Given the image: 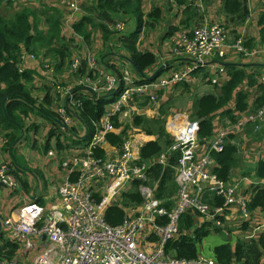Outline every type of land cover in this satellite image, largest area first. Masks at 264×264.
<instances>
[{"label": "built area", "instance_id": "obj_1", "mask_svg": "<svg viewBox=\"0 0 264 264\" xmlns=\"http://www.w3.org/2000/svg\"><path fill=\"white\" fill-rule=\"evenodd\" d=\"M195 5L200 13L199 22L178 26L163 43L166 57L163 60L159 57L157 64L145 69L139 77L133 76L130 68L121 62V59L128 61L118 52L121 50L118 36L124 34L126 27V20L121 18L108 25L115 35L108 38L106 60L88 48L80 52L83 38L76 33L77 49L60 68L49 58L23 53L20 70L26 68L28 59L36 61L41 76L32 83L35 87L49 88L52 110L59 124L55 128L50 123L48 131L54 128L50 140L54 138L61 144L69 133L72 139L81 142L75 146V140L69 141L65 164L68 172L57 186V201L50 206L25 196L14 174L15 166L0 160V190H7L13 197L25 196L9 215L0 217L3 236L0 245L7 241L17 245L13 256L7 258L0 254V264H18L22 249L28 252L34 248L36 251L28 264H223L201 252L194 258H179L167 252L165 246L179 234L178 220L187 210L195 212L199 222H208L217 228L225 224L220 216H226L234 206L239 207L241 220L248 219V199L243 190L251 178L242 176L227 181L218 178L212 171L215 163L210 152L222 150L230 133L241 132V145L248 138L251 142L252 138L242 133L249 124L256 132L262 130L264 138V103L255 110L236 115L235 121L223 119V127L218 128L216 122V133L210 139L199 138V123L187 112H173L165 121L173 141L155 159L140 158L134 127L124 132L117 145H111L107 139L109 133L124 131L126 126L121 124L136 114H143L147 105H160L168 88L182 83L188 86L221 83L226 78L221 61L234 55H241V59L252 56L253 50L244 45L242 36L231 39L223 22L208 20L203 0H196ZM146 15L144 12L143 19ZM144 30L142 25L138 40ZM195 71L199 73L195 75ZM204 72L208 73L206 77L201 74ZM258 81L264 86V68L258 72ZM77 95L111 98L90 136L84 124L80 129L73 126L79 120ZM143 103L146 105L140 106ZM115 119L120 122L119 126H115ZM32 139L41 145L47 142L33 130ZM231 142L239 144V138ZM257 147V153H264V147ZM50 148L47 155L53 153ZM97 148L103 151L102 155L95 153ZM172 151L179 152L175 166L178 188L172 197L174 205L168 210L155 197V183H149L148 169L155 162L165 165L166 155ZM133 181L139 182L143 202L124 208L126 215L121 223L108 224L104 219L105 209L111 204H120L122 192ZM95 193L99 200L95 199ZM214 197L222 198V202L211 203Z\"/></svg>", "mask_w": 264, "mask_h": 264}, {"label": "trees", "instance_id": "obj_2", "mask_svg": "<svg viewBox=\"0 0 264 264\" xmlns=\"http://www.w3.org/2000/svg\"><path fill=\"white\" fill-rule=\"evenodd\" d=\"M11 1L0 0V5ZM195 1H169V8L173 5L180 6L178 10L181 11L182 17L179 25L187 26L199 21L200 13L197 11ZM203 3L205 4L206 1L203 0ZM221 5L225 22L232 24L231 31L236 34L235 38L240 37L237 28L242 26L249 17L247 0H221ZM81 6L84 13L72 23L73 32L67 36L63 34L62 14L56 5H47L36 10L23 7L7 17L0 13V132L4 138L3 151L9 156L11 164L15 166L14 174L25 191L30 188L28 180L24 178L26 173L29 171L38 174L39 171L29 169L18 161L16 146L23 139L28 138L27 132L30 129L33 130L42 125L34 122L29 124L26 119L30 115H35L40 118V121L52 123L55 128H58L59 124L58 117L52 110V99L48 86L35 87L32 83L35 72L28 68L20 70L19 65L23 53L29 52L36 56L49 58L54 62L55 67L60 68L77 49L75 33L83 38L85 44L89 45L93 43L94 30L100 29L101 41L105 43L108 38L115 35L108 25L121 16L128 19L134 18L136 27L133 31L118 36L121 41L119 54L128 59L139 73L151 68L157 62L152 51L138 47L137 40L142 25L152 27L158 23L161 14L158 7L152 8L143 19V0H90ZM227 24H224L226 28ZM257 25L259 27L257 38L243 37L244 45L250 50L256 46L264 48V11L260 12ZM175 29L177 26H170L168 34ZM221 63L226 70L225 80L213 85V91L194 95L191 102L189 116L199 123L198 136L200 139L203 137L210 139L216 133V122H218V128L223 127L225 126L223 119L235 121L236 115L255 110L264 103V86L258 81V71L263 65L247 63L240 57L234 61L223 60ZM198 73L199 71H195L194 74ZM201 74L203 77L208 75L207 72H204V75ZM177 86H183L182 88L186 90L192 87L184 83ZM37 92H41L42 95H37ZM76 97L79 100V120L85 125L87 135L90 136L104 111L105 104L111 98L82 95ZM168 102L162 101L160 104L159 117L148 118L145 115H136L132 119L133 125L140 126L141 130L156 137L141 145L139 149L141 159H155L167 150L173 141L165 129ZM145 105L146 103L140 104V106ZM114 123L115 126L120 125L116 119ZM53 132L54 128H50L48 136ZM242 133L246 138L253 136L255 139H261L258 135L262 136L263 132L262 130L254 131L253 125L249 124L243 128ZM123 135L124 131L117 134L109 133L107 139L111 145H117L121 142ZM238 135L228 134L229 141L224 143L222 150L210 152L215 163L212 171L224 181L229 180L232 171L241 163L238 146L231 142V140H237ZM48 147L49 144L46 142L41 149L46 152ZM95 153L102 155L103 151L97 148ZM178 156V151H172L166 155L165 165L155 162L148 169L149 183L151 185L155 183V197L161 200L168 210L174 205L172 197L178 188L175 181ZM244 174L253 176V181L243 190L248 199V211L252 213L256 209L264 208V184L260 182L264 180V157H259L253 170L244 172ZM138 185V181H133L122 192L120 204H111L105 209L104 219L108 224L121 223L126 215L124 208L137 206L143 202ZM94 197L96 200L100 199L98 193H95ZM36 201L42 203V200L36 199ZM210 202L219 205L222 198L214 197ZM223 217L220 216L221 219H224ZM195 223V212L187 210L182 213L178 220L179 234L167 241L165 250L179 258H194L200 253L199 244L211 231L232 232L237 228H245V225L241 227V222L239 226L224 224L218 228L208 222H202L199 225ZM1 239L3 236L0 233ZM16 248L15 243L4 242L0 245V254L9 258L14 255ZM212 253L213 258L223 264H260L264 256V231L249 240L236 238L233 243L224 240L213 247Z\"/></svg>", "mask_w": 264, "mask_h": 264}, {"label": "crops", "instance_id": "obj_3", "mask_svg": "<svg viewBox=\"0 0 264 264\" xmlns=\"http://www.w3.org/2000/svg\"><path fill=\"white\" fill-rule=\"evenodd\" d=\"M89 1L90 0H12L10 3H7V4L3 3L0 5V13H1V9L9 10V13H8V16H9L23 7H30L36 10V9H41L43 6H47V5H56L61 10V14H62L61 21L63 23V34L67 36L71 34V32H73L72 27H71L72 23L76 21L78 18H80L84 13L81 5ZM169 1L171 0H143V11L145 13H149L152 10V8L158 7L160 9L161 14H160V19L158 23H156L152 27H145V30L143 31V33L140 34V39L137 40V45L138 47H140V49H143V50L148 49L152 51L157 59V62L159 61V57L161 60H163V57H166L167 50H166V47L163 45V43L176 30L175 29L172 33L168 34L169 27L170 26H177V27L181 26L179 25V20L182 17V14H181V11L178 10V7L180 6L177 7L176 5H173L172 7L169 8V5H168ZM205 1L206 3L204 4V8H205L204 13L207 15L208 20L209 21H219V22L225 21L224 12H223L222 5H221V0H205ZM249 1L250 0H247V2ZM215 10L217 11L215 12ZM118 18L126 20V24L129 21L127 17L120 16ZM195 23L196 22H192L190 25L195 24ZM240 27H241V34L247 35L245 32H243L245 31L244 26H240ZM258 29L259 27H257V31L253 33L250 37L257 38ZM237 31H238V28H237ZM100 37H101L100 29H95L93 32V43L92 44L90 43L88 45V44H85L84 41H81L79 44L78 50L82 52V50L85 48L91 49L100 58H103L106 60L107 56L109 55L108 45L110 43V40H107V42L103 43ZM230 58L233 59L232 61H234L237 59V56L234 55V56H231ZM247 58H248L247 60L242 59V61H245L247 63H252V64H259V65L261 64L263 66L260 67V69L264 68V48L260 46H256L253 49L252 56L247 57ZM165 59L166 58H164V60ZM121 62L124 63L128 68H130V71L132 72L133 76L135 77L140 76V73L134 69V67L129 61L126 60L125 62L123 59H121ZM25 64H26V68L32 69L35 72L36 78L33 79V83L35 81L40 80L41 74H40L38 63L36 61L28 59ZM254 69L256 68L254 67ZM198 85L199 84H195L193 86L196 87ZM171 89H173V87L168 88L165 91V95L167 91ZM205 92L206 91H204V93ZM37 95L41 96L42 93L37 92ZM188 109L191 112V107ZM158 115H159V111H158ZM127 120L129 122L132 121L130 119H127ZM165 121H166V118H165ZM26 122L29 124L33 122L39 124L41 122L43 127H42V133H40V135L42 134L43 138L47 140L49 144L48 149L51 146L50 149H53V153L47 155L48 149L46 150V152H42L41 150V152H39L40 154L35 153L32 150L33 149L32 147H30L29 145H26L23 142L19 144V146H17V149L20 146L22 147L21 151L28 157L30 161H32V163L35 165V168L38 169L39 171L38 174L29 172V171L26 173L24 178L28 180L30 188L28 191H25L24 189L23 191L25 193V196L26 194L30 196V198L28 197L29 199L35 200V201L36 199L40 201L42 200L41 204L45 206H50L52 203L57 201V186L59 185L61 181L64 180V178L67 175L68 171H67L65 164H66V161L68 160L67 155H68V151L70 147L69 141L75 140V139H72L70 134L68 133L67 135L64 136L63 143L59 144L57 140H55L54 138H51L50 140V136H48V127L50 126V122H43V121L37 122V116L35 115H30L29 118L26 119ZM129 122H124V124H121V127L126 126L124 132L128 128H131V127L135 128L134 136H135V142H136L137 147L139 146L141 147V145L144 142L154 140L156 138L155 135L148 134L144 132L143 130H141L140 127L130 124ZM82 125L83 123L79 120L74 121V124H73V126L77 129H80ZM258 137H261V139H258V138L255 139L253 137L252 141L250 142V138H248L247 140L243 141L241 145V133H239V135L237 136V139L239 138V144H237V146L239 149L240 157L242 159L249 158L252 155L253 151L259 148L257 146L264 147L263 133H262V136L259 134ZM79 140L80 139L78 140L76 139L74 141L75 146L79 145V143L81 142ZM30 142L32 146L34 142L38 143V146H40V148L42 146L39 143V141L33 140L32 138L30 139ZM248 143L251 144V147H249V149L246 146V144ZM24 144L25 146H23ZM3 146H4V138L2 136V133L0 132V160H6L7 162L11 163L9 156L3 151ZM27 146L32 149H27ZM60 150L62 151V154ZM256 154H257L256 156L257 158H255L256 160L253 162V164L246 166L244 172H247V170L251 171V168L253 170V167L257 159L259 157H264V153H261V154L256 153ZM240 170H241V164L239 167L235 168L232 171L229 180L240 179L242 176L248 175V174H244V172ZM38 176L40 179H38ZM249 177L251 178V181L248 183H245L244 188L248 187L250 183L253 181V176H249ZM260 182L264 184V180ZM25 196H17L16 194L15 197H13L8 193L7 190H0V217L9 215L11 211L14 209V206L16 205V203H18L22 199V197H25ZM223 218L225 221V225L233 224V225L239 226L240 222H241V227L245 225L244 229L237 228L232 232L230 231L218 232L224 235L225 237H227L229 239L228 241H231L232 243L235 241L236 238H243L245 240L255 238L259 235V233L264 231V208L254 210L252 213L249 214L248 219L241 220L240 209L238 206H234L229 209V213L226 214V216H224ZM200 223L202 222H199L196 217L195 225H199ZM232 237L234 238V240H232ZM215 245H213L210 248L211 249L209 252L210 255H207V254L205 255L213 258L212 249ZM260 264H264V256L262 257Z\"/></svg>", "mask_w": 264, "mask_h": 264}, {"label": "rangeland", "instance_id": "obj_4", "mask_svg": "<svg viewBox=\"0 0 264 264\" xmlns=\"http://www.w3.org/2000/svg\"><path fill=\"white\" fill-rule=\"evenodd\" d=\"M248 9H249V17L247 18L246 22L242 25L244 26V30L243 32H245L247 35L245 34H241V27H238V34L242 37H249L251 36L253 33H255L257 31V19L258 16L260 14V12L264 11V0H250L248 2ZM217 10H215L216 12ZM1 13L3 15L8 16L9 10H5V9H1ZM199 22V21H198ZM224 24H227L225 21H222ZM228 25V34L230 36L231 39H234L236 34L232 33L231 29H232V24H227ZM136 26V21L134 18H129V21L126 24L125 27V32L129 33L131 31H133L135 29ZM258 34V33H257ZM241 58V55H237V58L239 57ZM248 58H244V60H247ZM233 59L228 58L226 61H232ZM260 71V70H259ZM258 71V72H259ZM199 84L198 86H193L190 87L188 90L182 88L183 86H175L173 87V89L167 91L165 98H164V102L169 101L168 105H167V109H168V113L165 116L166 120L167 118L175 111H183V112H187V114H190V111L188 108L191 107V102L193 99V96L196 94H203L204 91H213V85H209V83L206 82H202V83H197ZM207 89V90H205ZM205 92V93H206ZM161 104V102H160ZM160 107V105H158ZM156 104H150L147 105L146 111H144L145 113L143 114H136V115H145L148 118H153V117H159L158 115V111H159V107ZM135 115V116H136ZM152 116V117H151ZM40 120V118L37 117V120ZM42 125L37 126V128L33 129V132L36 131L37 133H42ZM140 127V126H138ZM141 128V127H140ZM28 138L23 139V143H25L26 145H29L30 147L27 146V149H32L35 153H39L41 152V148L40 146H38V143H35V145H31L30 143V139L32 138V130L30 129L27 132ZM21 142V143H22ZM20 143V144H21ZM243 143V142H242ZM25 144L23 146H25ZM19 146V145H17ZM16 146V148H17ZM246 146L251 147V144H246ZM21 146L18 147V149L16 150V157L18 159V161L24 165L27 168H32V169H36L35 165L32 163V161H30L28 159V157L21 151ZM257 150L256 149L253 151L252 155L249 158H241V170L242 172L245 171L246 166H249L251 164H253V162L256 160L255 158H257ZM42 152H44V150H42ZM40 154V153H39ZM35 162V161H34ZM36 163V162H35ZM15 170V169H14ZM252 170V168H251ZM250 171V170H247ZM21 175H23L21 173ZM248 176V175H247ZM38 179L39 176H38ZM224 240H229L227 237H225L224 235H222L221 233L215 232V231H211L203 240L202 242L199 244V250L207 255H210V248L215 245V244H220L221 242H223ZM232 240H234V238L232 237ZM36 251V248L29 250L28 252H25L23 249L21 251V258L20 261L18 262V264H28L29 260L31 258V255Z\"/></svg>", "mask_w": 264, "mask_h": 264}, {"label": "water", "instance_id": "obj_5", "mask_svg": "<svg viewBox=\"0 0 264 264\" xmlns=\"http://www.w3.org/2000/svg\"><path fill=\"white\" fill-rule=\"evenodd\" d=\"M163 68V65L160 66L156 71L155 73L152 75L153 77ZM152 78V77H151ZM42 238H45V236L43 235Z\"/></svg>", "mask_w": 264, "mask_h": 264}]
</instances>
